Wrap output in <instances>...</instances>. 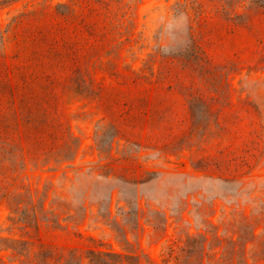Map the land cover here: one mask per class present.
Listing matches in <instances>:
<instances>
[{"label": "rangeland", "instance_id": "374dc122", "mask_svg": "<svg viewBox=\"0 0 264 264\" xmlns=\"http://www.w3.org/2000/svg\"><path fill=\"white\" fill-rule=\"evenodd\" d=\"M0 264H264V0H0Z\"/></svg>", "mask_w": 264, "mask_h": 264}]
</instances>
